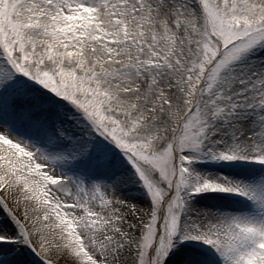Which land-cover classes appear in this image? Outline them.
<instances>
[{"label": "snow or ice", "instance_id": "1", "mask_svg": "<svg viewBox=\"0 0 264 264\" xmlns=\"http://www.w3.org/2000/svg\"><path fill=\"white\" fill-rule=\"evenodd\" d=\"M0 264H264V0H0Z\"/></svg>", "mask_w": 264, "mask_h": 264}, {"label": "bare ground", "instance_id": "2", "mask_svg": "<svg viewBox=\"0 0 264 264\" xmlns=\"http://www.w3.org/2000/svg\"><path fill=\"white\" fill-rule=\"evenodd\" d=\"M13 131L15 132L16 135H21L23 132V129L20 128H14ZM132 190L128 191L131 195L137 196V197H141V193L139 191L136 190L135 185L130 187ZM242 204V203H241Z\"/></svg>", "mask_w": 264, "mask_h": 264}, {"label": "rangeland", "instance_id": "3", "mask_svg": "<svg viewBox=\"0 0 264 264\" xmlns=\"http://www.w3.org/2000/svg\"><path fill=\"white\" fill-rule=\"evenodd\" d=\"M135 187H136V186H135ZM131 190H132L131 188L128 189V191H131ZM141 196H142V193H141Z\"/></svg>", "mask_w": 264, "mask_h": 264}]
</instances>
